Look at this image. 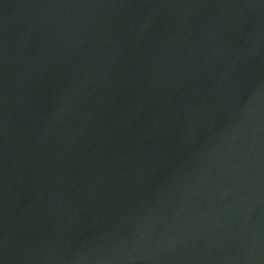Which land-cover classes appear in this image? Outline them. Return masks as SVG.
<instances>
[{"label":"water","instance_id":"obj_1","mask_svg":"<svg viewBox=\"0 0 264 264\" xmlns=\"http://www.w3.org/2000/svg\"><path fill=\"white\" fill-rule=\"evenodd\" d=\"M0 264H264V0H0Z\"/></svg>","mask_w":264,"mask_h":264}]
</instances>
